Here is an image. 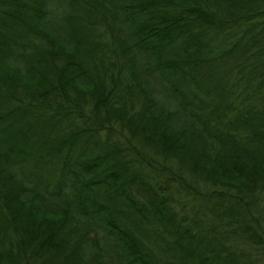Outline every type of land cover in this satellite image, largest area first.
<instances>
[{
    "label": "trees",
    "instance_id": "16d2710c",
    "mask_svg": "<svg viewBox=\"0 0 264 264\" xmlns=\"http://www.w3.org/2000/svg\"><path fill=\"white\" fill-rule=\"evenodd\" d=\"M262 219L264 0H0V264H264Z\"/></svg>",
    "mask_w": 264,
    "mask_h": 264
},
{
    "label": "rangeland",
    "instance_id": "374dc122",
    "mask_svg": "<svg viewBox=\"0 0 264 264\" xmlns=\"http://www.w3.org/2000/svg\"><path fill=\"white\" fill-rule=\"evenodd\" d=\"M51 8L53 9V13L55 15V16H53L54 21L59 20L60 21V24H61V22L63 23V21L60 20V16L58 14L59 13L62 14L63 11H64V8L68 11L67 4L65 3L64 6H63L62 5V2L60 4H55L54 3ZM53 13H52V15H53ZM147 81L149 83V86L152 87L153 90H154V92L156 93L155 94V97L158 100H160V102L162 104H164V106L166 105V106L170 107L171 104H170L169 100L167 98L164 100L165 95L162 93V89H161L160 85L158 84L157 78H151V79H149ZM66 117H67L66 120H63V121H65L66 124H67L68 121L71 123L70 116H66ZM114 139H116V140L124 143V141H123L124 139L122 137H120V136H117L116 133H114ZM172 165H175V163L174 162H171L170 163V166H172ZM36 166L37 167H34L35 170H34L33 173L36 174V175H39V178L42 180L43 183H47L49 180H51L50 178L53 179L54 175L57 172V168H58L57 166H54V161L52 159H50V158H46L45 161H42V163L40 164V166H38V165H36ZM184 173H185V170L183 171V174ZM170 176H171V173H164V175L161 176V178H159L158 180H156V183H160L161 186L163 187L164 184L167 181L166 177H170ZM184 178H185V180H186V182L188 184H191L198 191L204 192L206 190L208 191V189H209V188H207L208 185L205 182H203L202 179L199 176H193V175L188 174L186 172L184 174ZM173 181L172 182L175 183L173 185L171 183L169 184V182H168V185L166 184L168 186V191H166L167 192L166 194L168 195L167 196V199H169V201H171V199H172L171 206L173 208V211H176V213L178 212L180 214V213H182V210L183 211L184 210H188L187 207H189V206L187 204L186 205V209H182V205L185 204V201H186V198H185V195H184L185 194V191L183 189H181L179 191L180 196H178L179 193L177 194V190H176L177 182L175 180H173ZM197 201L198 202H202V199L201 200L197 199ZM203 218L205 220V224H203V230L204 231L207 230L205 228H208V229L210 228L211 229L213 226H217V223L216 222H213V217L212 216H210V217L207 216V217H203ZM260 223L264 227V220L263 219L260 220ZM151 226L152 225H144L143 224V226L141 227V229L146 230L148 232V234H149V232H151V229H150ZM142 232H143V230H141V233ZM89 236H93V232H90L89 233ZM239 240L240 239L238 237H234V239H233V241L236 244H238L237 241H239ZM172 242L173 241H168V243H167L168 244V247H165L164 246V244L166 243V241L163 242V243L157 242V244H158V247H157L156 245L153 244L152 239L151 240L147 239V242L145 243V246L146 247H149V249L151 250L150 257H154L155 260L158 262V264H176L175 262H172L171 261L172 259L170 258L171 255L169 253H167V254L164 255L161 252L162 250H166V249H174L175 247L173 246V243ZM76 253L79 256H81L84 260L86 259L85 250L84 249H81V247L77 248ZM173 256H175V254H173ZM113 263L114 264H117L116 262H113Z\"/></svg>",
    "mask_w": 264,
    "mask_h": 264
}]
</instances>
